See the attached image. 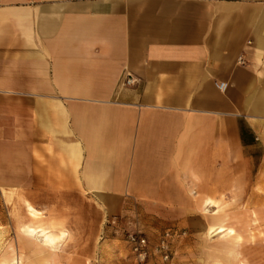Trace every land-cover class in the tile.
Listing matches in <instances>:
<instances>
[{"label":"crops","instance_id":"obj_1","mask_svg":"<svg viewBox=\"0 0 264 264\" xmlns=\"http://www.w3.org/2000/svg\"><path fill=\"white\" fill-rule=\"evenodd\" d=\"M260 161L264 0H0V186L48 220L187 215Z\"/></svg>","mask_w":264,"mask_h":264},{"label":"rangeland","instance_id":"obj_2","mask_svg":"<svg viewBox=\"0 0 264 264\" xmlns=\"http://www.w3.org/2000/svg\"><path fill=\"white\" fill-rule=\"evenodd\" d=\"M248 179L247 194L233 195L232 200L218 201L222 212L230 214L241 238L235 242L236 258L231 264H264V168L261 161ZM26 201L18 198L16 188L0 186V264L11 250L19 246V225L28 222ZM90 215L96 214L95 211ZM194 207L187 215L150 217L143 204L134 202L132 208L118 216H90L85 232L71 231L52 250V264H140L131 254L127 235L144 234L153 251L152 260L163 264L157 245L167 230L172 264H220L215 255L217 246L229 239L215 235L205 243L209 216L218 207ZM46 220L50 219L48 217ZM66 227H69L66 225ZM214 256V257H213Z\"/></svg>","mask_w":264,"mask_h":264},{"label":"bare ground","instance_id":"obj_3","mask_svg":"<svg viewBox=\"0 0 264 264\" xmlns=\"http://www.w3.org/2000/svg\"><path fill=\"white\" fill-rule=\"evenodd\" d=\"M198 204L208 213L211 210L210 207H218L209 216L205 243L207 245V241L215 235L229 239L217 246L216 250L220 255H215V258L220 264L233 263L232 261L236 258L234 245L236 240L241 238V234L230 222V214L222 212L218 201L212 199H206ZM26 210L29 221L19 225V246L11 250L10 254L3 259V263L52 264L54 260L52 250L56 249L58 242L67 238L69 231L55 219L46 220L43 212L30 202L26 203Z\"/></svg>","mask_w":264,"mask_h":264},{"label":"built area","instance_id":"obj_4","mask_svg":"<svg viewBox=\"0 0 264 264\" xmlns=\"http://www.w3.org/2000/svg\"><path fill=\"white\" fill-rule=\"evenodd\" d=\"M134 79L131 75L125 78L124 84H132ZM221 88H225V84H220ZM173 233L171 230L165 231V233L160 238L157 245L158 253L161 256L162 262L164 264H172L171 262V249L169 247V240ZM127 243L129 244L133 255L140 264H158L157 261L152 260L151 256L153 251L149 245L147 237L139 232H131L127 235Z\"/></svg>","mask_w":264,"mask_h":264}]
</instances>
